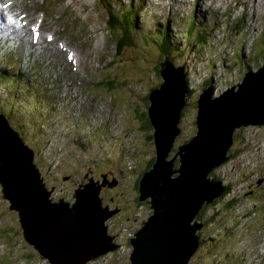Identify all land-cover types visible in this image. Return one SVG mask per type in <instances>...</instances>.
<instances>
[{
	"label": "rangeland",
	"instance_id": "rangeland-1",
	"mask_svg": "<svg viewBox=\"0 0 264 264\" xmlns=\"http://www.w3.org/2000/svg\"><path fill=\"white\" fill-rule=\"evenodd\" d=\"M148 1L153 5L146 9L151 20L144 21V15L146 18L150 17L145 10H140L138 15V22L147 23L145 27L137 28V23H134L123 31L120 26H116L110 35L103 20L100 21L102 16L95 7H91L76 22L78 28L87 25L88 37L99 45L102 37L105 39L104 67L97 74L96 80L99 89L105 94L115 96L125 111L122 126L119 129H110L103 136V140L81 146L60 143L54 136L40 131L35 122L37 114L34 111L30 114L23 109L17 98L21 97V93L17 92L19 88L15 89L17 96L10 95L11 104L0 99L2 120L32 151L31 162L35 170L30 164L31 167L26 163L23 165L33 169L35 173L36 169L39 171L37 173L40 181L52 203H60L63 199L69 201L71 206L74 203V190L79 184L89 183L100 187L99 197L103 208L108 212L104 220L106 235L110 239L108 241L99 235L98 242L88 252L104 248V253L82 264H130L129 257L133 249L129 246V238L152 214L150 204L138 201L136 182L146 171L145 166L154 159L153 139H148V134L153 135V131L144 133L137 116L139 113L143 117L144 114L140 112L146 111L148 115L150 103L146 96L163 82L160 70L164 56L169 55V62L174 69L183 68L188 90L181 109L180 134L169 158L176 153L178 146L189 141L197 132L194 121L199 95L209 86L212 99L220 97L233 87L236 91L244 75L250 70H257L263 62L264 53L261 47L264 40V0H256L255 12L250 17L244 15L242 19L221 14L217 9H223V1H213L217 8L213 12V18L204 15L206 19L216 18L217 26H212L210 36L204 33L205 29L201 24L203 22L195 18L197 12H191L193 18L190 24L185 20L188 14L179 12L174 16V32H183L176 37L167 31L159 33L158 29L167 24L164 9L156 5V0ZM188 1L190 0L186 4ZM249 1L241 0L240 3ZM128 2L136 3L135 0ZM121 3L127 8L125 0H121ZM186 4L185 7L189 10ZM84 6H90V0L80 7ZM112 10L121 12L118 9ZM208 10L210 13V8ZM258 12L260 19L257 18ZM227 24H233V28L220 32ZM196 35L205 37L202 44L195 41L199 39ZM116 36L119 39L124 36L122 40L127 36L117 56ZM163 36L169 41V54L165 53L168 46H164ZM241 43H244L243 48ZM238 55L241 58L236 60ZM3 80L4 77L0 76V83ZM208 82L209 85H206ZM80 111L85 116L89 115L82 109ZM12 139L15 140V137ZM3 153L4 151H0V155ZM228 155V159L212 172L214 179L219 180L221 187L226 188L225 195L218 204L206 208L191 222L193 225L197 221L201 223V227L197 232L199 246L187 264H264V257L257 254L258 250H251V240H259L261 231L264 230V125L236 129ZM22 156L27 160V154ZM174 165L177 168L178 158ZM4 190L0 183V231L7 238L6 243L10 247L12 245V248L15 247L16 253L29 264H51L36 249L24 242L18 223V212L11 209V201L4 196ZM232 199L236 200L235 203L228 206Z\"/></svg>",
	"mask_w": 264,
	"mask_h": 264
},
{
	"label": "water",
	"instance_id": "water-1",
	"mask_svg": "<svg viewBox=\"0 0 264 264\" xmlns=\"http://www.w3.org/2000/svg\"><path fill=\"white\" fill-rule=\"evenodd\" d=\"M53 27V32L62 29L58 21L53 22ZM164 57L160 70L163 82L147 97L154 162L139 178L137 190L138 201L150 204L152 214L129 240L133 249L130 264H187L199 246L197 232L201 227V223L191 222L204 204H210L224 191L219 180L210 176L211 172L228 159L236 129L264 125L263 59L257 70L244 75L236 91L233 87L212 99L209 86L199 95L194 121L197 132L169 158L180 134L178 124L188 90L183 68L174 69L168 56ZM0 128L3 135L9 131L15 137L6 140L0 136V151H4L0 155V183L6 192L4 196L11 201V209L18 212L24 240L51 264H82L104 253V248L88 252L99 235L110 239L104 225L108 212L99 197L100 187L81 185L75 191L72 206L63 200L52 203L37 169L36 174L23 165H31L35 170L31 149L6 124L0 123ZM22 154L28 155L27 160ZM77 211L98 217L99 228L85 229ZM76 243H81V247Z\"/></svg>",
	"mask_w": 264,
	"mask_h": 264
},
{
	"label": "bare ground",
	"instance_id": "bare-ground-1",
	"mask_svg": "<svg viewBox=\"0 0 264 264\" xmlns=\"http://www.w3.org/2000/svg\"><path fill=\"white\" fill-rule=\"evenodd\" d=\"M129 1V0H128ZM127 1V2H128ZM136 1V3L135 4H137L138 3V0H135ZM183 3H185L186 4V1L185 2H183ZM183 3H180V4H183ZM185 4H184V6H185ZM188 4V3H187ZM105 5H108L109 7L110 6H112V4L109 2V1H107V4H105ZM202 5V4H201ZM203 6V5H202ZM127 8L129 9V7L127 6ZM140 8H141V10L142 11H144L143 10V5L142 6H140ZM203 9L204 10H206L205 9V7L203 6ZM151 11V10H150ZM188 15H189V17H191V19H192V16H191V10H190V8H189V13H188ZM205 16L208 18L209 17V12L206 10L205 11ZM204 19H206L205 17H204ZM83 22V21H82ZM137 22V21H136ZM139 23H141L142 25H146L145 24V22L144 21H140ZM141 24H139L140 26H137V27H141ZM202 24V27H203V29H205V34L207 35V36H210V33H211V31H212V26H214V24L211 22V20L210 19H206L203 23H201ZM0 27H3V28H5V29H7V30H9V31H13L12 30V28L10 27V26H1L0 25ZM96 30V29H95ZM200 40H203L204 41V38L205 37H201V36H199V35H196ZM199 39L198 40H195V41H198V42H200L201 44L203 43V41H199ZM144 48V47H143ZM168 56V55H167ZM51 86H52V83H51ZM54 86L57 88V91H58V89H59V87H58V85H57V83H55L54 84ZM147 90H149V89H147ZM83 111H85L87 114H89L88 116L89 117H91V118H93V120L95 121V123H97L98 124V122L99 123H107L111 128H114V127H116L115 125H113V123L112 122H110V121H103V120H100L99 118H97L95 115H94V113H93V111H86L85 109H82ZM75 113H77L78 115H80L81 117H82V112L79 110L78 112H75ZM96 119H99V120H96ZM103 121V122H102ZM0 123H2V124H5V122L3 121V120H1L0 121ZM87 126V125H86ZM103 128H104V131L106 132V133H108L109 131H110V129L106 126V125H104L103 126ZM6 134H4L3 135V133H2V131H1V128H0V136L2 137V135L4 136V138L6 139V140H11L12 139V134L9 132V131H7V132H5ZM2 134V135H1ZM48 136H49V134L48 133H46ZM101 136H104L103 134L101 135ZM3 138V137H2ZM88 140H89V142H90V144L92 143V142H98V141H96V138H94L93 136H91L90 134L88 135ZM104 147V146H103ZM0 149H3V146L0 148ZM104 149H106V148H104ZM15 163L16 164H18L19 163V160L18 159H16L15 160ZM8 166V165H7ZM241 170V169H240ZM253 172V171H252ZM20 179L22 178L20 175L18 176ZM27 178H26V185L28 186V184H27ZM30 185V184H29ZM31 187H32V185H30ZM235 193V192H234ZM101 199V198H100ZM130 202V201H129ZM218 202H220V201H218ZM74 204V203H73ZM72 204V205H73ZM238 204V203H237ZM258 210V209H257ZM261 211V210H260ZM76 216H77V218H78V220H79V222H80V224H82L83 225V227L85 228V229H87L88 227H93V228H96V229H98L99 228V218L98 217H96L95 215H84L81 211H77L76 212ZM253 217V216H252ZM46 220L49 222L50 221V219L47 217L46 218ZM219 221V220H218ZM117 226V225H116ZM243 228V227H242ZM120 230V229H119ZM138 231V229L136 230V232ZM229 232V231H228ZM91 240H92V237H91ZM46 244V243H45ZM77 244V243H76ZM80 245H81V243H79ZM79 244H77V246L78 247H81ZM245 262V261H244Z\"/></svg>",
	"mask_w": 264,
	"mask_h": 264
},
{
	"label": "trees",
	"instance_id": "trees-1",
	"mask_svg": "<svg viewBox=\"0 0 264 264\" xmlns=\"http://www.w3.org/2000/svg\"><path fill=\"white\" fill-rule=\"evenodd\" d=\"M108 6V5H107ZM109 7V6H108ZM126 16V15H125ZM125 21H126V19H125V17L123 18ZM129 19H131V20H133V21H137L136 20V18H134V17H131V16H129ZM131 20H129L128 22H125L126 24H131ZM109 25H110V29H115V27H113V25H114V19H111L110 20V23H109ZM137 28H139V27H137ZM127 30V28H125L124 29V31H126ZM125 35H128L127 33H125ZM116 37H119V36H116ZM124 37V36H123ZM122 37V38H123ZM122 38L121 39H116V45H115V48H116V52H115V55L117 56V55H119L120 54V52H121V49H122V43L124 42V41H126L127 40V36H125V38L122 40ZM199 41H203V40H200L199 39ZM163 42H164V46L167 44V46H168V50L165 52V53H167V54H169L170 53V44H169V41H168V39L167 38H164V40H163ZM198 42V41H197ZM261 49H263V53H264V40L262 41V47H261ZM164 50V47H162V51ZM167 56V55H166ZM169 56V55H168ZM263 59H264V57H263ZM262 59V60H263ZM158 72H156L155 74L158 76V74H157ZM185 80H186V78H185ZM187 82V81H186ZM206 85H209V82L208 83H206ZM156 89V88H155ZM154 89V90H155ZM150 93V92H149ZM147 97L148 96H146V99H147ZM137 113H138V111H136ZM140 113H143L144 115H143V117L142 116H140L139 115V113H138V116H137V119L140 121V125H141V129H142V131L144 132V133H148L149 132V130H150V132L151 131H153L152 130V127H151V125H150V120H149V118H148V115H146L147 114V111L144 113V112H140ZM180 117H181V114H180ZM180 120V119H179ZM178 126H179V124H178ZM148 139L149 140H151L152 141V133L151 134H148ZM154 162V159L152 158L151 160H150V164L149 165H147V166H145V169H144V171L145 170H147V169H149L150 168V166L152 165V163ZM210 176H213V173L211 172V175ZM139 180V179H138ZM138 180H137V182H136V188L138 187ZM224 192H226V188H224ZM220 198H221V196L220 197H218V198H216L215 200H213L210 204H204L203 206H202V209L199 211V213L197 214V216L198 215H201L203 212H204V210L206 209V208H211L212 206H215V204H218L219 202L218 201H220ZM235 199H232L230 202H228V206H232L234 203H235ZM20 227V226H19ZM21 235H22V232H21ZM22 238H23V235H22ZM23 240H24V238H23ZM24 242L25 243H27L26 245H30L28 242H26L25 240H24ZM30 247H33L32 245H30Z\"/></svg>",
	"mask_w": 264,
	"mask_h": 264
},
{
	"label": "clouds",
	"instance_id": "clouds-1",
	"mask_svg": "<svg viewBox=\"0 0 264 264\" xmlns=\"http://www.w3.org/2000/svg\"><path fill=\"white\" fill-rule=\"evenodd\" d=\"M104 225L106 226L105 223H104ZM141 227H142V224H141ZM141 227H140V228H141ZM140 228H138V230H139ZM135 233H136V231L133 232V234H135ZM133 234H132V237L129 238V240H130L131 238H133V236H134ZM128 243H129V241H128ZM129 244H130V243H129ZM115 245H116V244H115ZM119 245H120V243H119ZM129 246H130V248H131V245H129ZM131 249H132V248H131ZM130 253H131V252H130ZM111 255H113V253H112ZM108 257H109V256H108Z\"/></svg>",
	"mask_w": 264,
	"mask_h": 264
}]
</instances>
